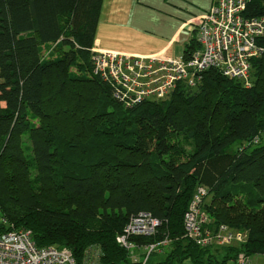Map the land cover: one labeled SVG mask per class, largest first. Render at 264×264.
I'll list each match as a JSON object with an SVG mask.
<instances>
[{"label": "trees", "instance_id": "1", "mask_svg": "<svg viewBox=\"0 0 264 264\" xmlns=\"http://www.w3.org/2000/svg\"><path fill=\"white\" fill-rule=\"evenodd\" d=\"M102 1L0 0V236L29 231L37 248H65L76 264H130L116 237L149 214L155 236L132 241L167 239L156 264L264 256V38L249 88L208 70L194 88L127 109L92 74ZM245 14L264 17V0ZM50 43L62 57L42 55ZM196 49L193 39L184 57ZM198 187L207 227L243 233V244L200 248L184 236Z\"/></svg>", "mask_w": 264, "mask_h": 264}, {"label": "built area", "instance_id": "2", "mask_svg": "<svg viewBox=\"0 0 264 264\" xmlns=\"http://www.w3.org/2000/svg\"><path fill=\"white\" fill-rule=\"evenodd\" d=\"M252 0H212L207 12L194 19L193 31L198 49L181 59L165 60L157 57L134 56L117 52L91 50L93 76L110 90L113 99L130 109L145 101L165 100L178 85L196 87L201 75L217 71L229 80H238L250 87V60L260 56L263 48L264 17H248L246 9ZM207 190L196 189L184 215V236L200 248H228L241 245L246 235L231 232L226 226L210 230L208 218L201 210ZM160 222L149 214L131 217L116 243L129 253L130 264H146L157 249L168 245L167 239L157 244L139 245L137 237L155 236ZM146 250V258L139 262L134 250ZM237 264H251L243 253ZM0 264H76L65 248H37L29 231L15 230L0 236ZM84 264V263H83ZM88 264V263H86ZM89 264H98L96 260Z\"/></svg>", "mask_w": 264, "mask_h": 264}, {"label": "crops", "instance_id": "3", "mask_svg": "<svg viewBox=\"0 0 264 264\" xmlns=\"http://www.w3.org/2000/svg\"><path fill=\"white\" fill-rule=\"evenodd\" d=\"M212 0H103L92 49L181 59Z\"/></svg>", "mask_w": 264, "mask_h": 264}, {"label": "rangeland", "instance_id": "4", "mask_svg": "<svg viewBox=\"0 0 264 264\" xmlns=\"http://www.w3.org/2000/svg\"><path fill=\"white\" fill-rule=\"evenodd\" d=\"M91 50H90V53H91ZM41 53L47 59H49V58L50 59H57V58L62 57V55H63L62 54L63 53V46L61 44H58V43L46 44V45H43V47L41 48ZM76 70L77 69L74 68L73 72H75ZM23 145L26 147H29L28 139L26 136L23 138ZM25 155L27 158H29L30 153L26 152ZM235 247H237V246H235ZM212 251L217 253L219 257H222L223 255H225L226 250H212ZM146 253H147L146 250H142V249L134 250V256L139 260V262L146 258ZM165 253H166V249L162 250V248H157L151 255L150 263L156 264L161 259L163 260ZM128 259L130 262V256L128 257ZM249 259H250L251 264H264V256H253ZM183 264H188V263L186 262ZM224 264H237V263H236V261L233 262V260H227V261H225Z\"/></svg>", "mask_w": 264, "mask_h": 264}]
</instances>
